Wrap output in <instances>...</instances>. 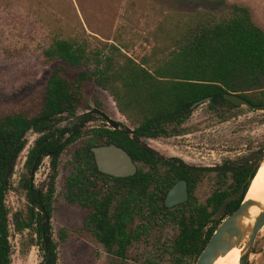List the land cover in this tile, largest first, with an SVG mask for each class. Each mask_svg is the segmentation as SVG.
Returning a JSON list of instances; mask_svg holds the SVG:
<instances>
[{
  "label": "trees",
  "instance_id": "obj_1",
  "mask_svg": "<svg viewBox=\"0 0 264 264\" xmlns=\"http://www.w3.org/2000/svg\"><path fill=\"white\" fill-rule=\"evenodd\" d=\"M174 19L171 24L162 23L153 33V50L140 60L120 43L94 35L95 40L80 33L51 37L42 52L43 63L57 65L49 75L44 103L35 111L0 117V264H12L13 253L11 211L6 198L14 186L12 173L7 177L8 162L22 152L30 129L40 135L27 155L29 176L21 179L27 206L25 211L13 212L12 220L17 232L29 229L35 235V244L43 253L39 264H59V242L51 219L60 156L86 136L89 138L73 152L74 169L66 179V197L91 208L88 222L109 252L125 257L134 239H149L154 231L161 236L165 223L172 221L181 226L180 233L172 244L169 240L158 243L160 249L151 253L147 264H162L156 259L158 250L162 255L172 254L175 264H192L221 223L210 220V216L226 197L244 187V192L229 203L226 215L240 205L251 184L250 177L254 176L253 167H241L231 174L217 173L216 188L207 203L190 202V216L180 219L166 214L158 219V200L189 171L174 162L180 160L178 157L163 159L134 138L183 134V124L205 100L215 111L238 107L224 97L226 93H238L253 105H264V28L248 5L234 3L221 13L191 11ZM69 66L91 71L80 70L70 77ZM90 82L113 96L119 111L135 126L133 136L109 127L88 128L86 123L94 114L74 126L73 119L68 125L57 124L64 117H76L79 110L89 106L86 83ZM96 105L100 107L99 100ZM110 143L125 148L139 163L136 174L115 177L98 169L91 148ZM45 157L50 158L52 170L46 189L38 187L33 179ZM136 219L140 222L135 223ZM210 222L213 226L204 236ZM133 224L136 225L132 227ZM59 236L66 239L63 229Z\"/></svg>",
  "mask_w": 264,
  "mask_h": 264
},
{
  "label": "rangeland",
  "instance_id": "obj_2",
  "mask_svg": "<svg viewBox=\"0 0 264 264\" xmlns=\"http://www.w3.org/2000/svg\"><path fill=\"white\" fill-rule=\"evenodd\" d=\"M234 3L248 5L257 23L264 28V0H0V117L35 111L44 103L49 75L57 62L43 63L42 52L55 34L80 33L91 40L96 36L117 42L140 60L153 50V33L162 23L171 24L176 20L174 17L191 11L221 13L231 9ZM84 69L91 71L82 66H69L67 75L73 77ZM86 96L89 106L79 110L78 114L98 108L96 100H99V109L134 130L135 126L119 111L107 90L93 82L86 83ZM207 101L194 108L182 126L185 129L183 135L142 140L165 156L181 157L195 164H223L264 149V111L248 106L215 111ZM221 114L226 118L223 119ZM74 118L64 117L57 124L68 125ZM86 126L109 127V124L94 114ZM39 135L34 129L27 132L26 145L14 160L11 176L14 188L6 198L11 211L12 264H39L43 260L33 232L29 229L17 232L12 220L13 212L26 210V190L21 179L29 176L25 165L27 155ZM87 138L89 136L71 144L60 156L51 219L55 239L59 242V264H147L151 253L160 249L158 243H166L164 235H176V225L163 229L161 236L160 232L154 231L149 239L141 236L133 240L126 256L121 257L115 251L109 252L95 234L93 225L88 222L91 208L72 203L66 197V179L74 169L73 152ZM51 171L50 158L45 157L33 175L34 183L46 189ZM205 177L195 191L201 203L216 188V174L209 173ZM61 229L65 232V240L59 236ZM263 244L264 229L259 232L254 249ZM254 249L238 264H263L259 251ZM159 253H155L156 259L162 264H175L172 254Z\"/></svg>",
  "mask_w": 264,
  "mask_h": 264
},
{
  "label": "water",
  "instance_id": "obj_3",
  "mask_svg": "<svg viewBox=\"0 0 264 264\" xmlns=\"http://www.w3.org/2000/svg\"><path fill=\"white\" fill-rule=\"evenodd\" d=\"M224 97L237 106H248L254 110L264 111V105H253L249 100L238 93H226ZM196 105L197 104H195L194 107ZM89 114L100 115L107 120V123L113 129L120 130L130 136L134 135V130L132 128L125 126L119 121L111 118L104 111L97 107H93L92 109H88L79 113L73 119L72 125H76L83 117ZM134 140L146 147H152L142 139L134 138ZM91 150L94 154L98 169L103 173L115 177H129L136 174L138 171V164L133 159L131 154L125 148L117 145L116 143L95 145L91 148ZM263 160L264 149L260 152L243 156L238 159L236 163L248 162L245 166H252L254 168V176L250 177L251 183ZM234 163L235 162H229L227 166L189 165V168L198 171L230 172L241 167L234 166ZM13 166L14 156H12L8 162L7 177H9L12 173ZM243 191L244 188H240L238 191L226 197L222 205L211 216V218L215 220L222 219L221 223L213 232L210 240L201 254L198 257H194L192 264H214L219 257L225 256L234 247L241 248V259L245 254L251 252L258 233L264 229V201L254 198H247L246 192L244 199L237 209L225 216L229 203L233 200H236L243 193ZM188 195L187 182L185 180H180L169 189L165 203L167 206H172L178 202L186 200ZM253 207L259 208V212L257 214L252 213Z\"/></svg>",
  "mask_w": 264,
  "mask_h": 264
},
{
  "label": "flooded vegetation",
  "instance_id": "obj_4",
  "mask_svg": "<svg viewBox=\"0 0 264 264\" xmlns=\"http://www.w3.org/2000/svg\"><path fill=\"white\" fill-rule=\"evenodd\" d=\"M103 111V110H102ZM102 117V116H101ZM104 118V117H103ZM105 119V118H104ZM106 120V119H105ZM107 121V120H106ZM106 127H108V126H106ZM109 128H112L110 125H109ZM113 129V128H112ZM181 135H183V134H180V135H176V136H181ZM142 145V144H141ZM144 146V145H143ZM148 148H150V147H148ZM152 149H154L155 150V152L157 153V155L158 156H160V157H162L163 159H166V160H173V158L174 157H177V156H165V155H163L162 153H160L158 150H156L155 148H153V147H151ZM263 150V148H260L259 150H256V151H254V153H257V152H260V151H262ZM251 154H253V153H251ZM246 156V155H245ZM243 157V156H242ZM95 158V157H94ZM180 160H178V161H174L178 166H181V168L182 169H187L189 172H186V177H183V178H180V179H178L175 183H177L178 181H180V180H185L186 182H187V188H188V193H189V195H188V198L186 199V200H184V201H182V202H178V203H176V204H174V205H172V206H167L166 205V203H165V199H166V196H167V193H168V191H169V189L175 184H173L169 189H168V191H167V193L164 195V197H163V199H161V200H158V206H159V212H158V219H160L161 220V217H163V218H165V217H167L166 216V214L167 215H176V216H178V218H180V219H182L183 217H184V215H186V216H190V211H192V207H193V205H191V203H192V201H197V204H206L207 203V201H208V199H209V197L212 195V193L209 195V196H207L206 198H205V201L203 202V203H201L197 198L196 199H194L195 197H196V194H195V191H196V189H197V187H198V185L201 183V182H204L205 181V179H206V174H209V173H215V174H217V173H228V174H231L232 172H234V171H236V170H238V169H236V170H234V171H230V172H209V171H198V170H194V169H191V168H189V165H195V166H199V165H217V164H195V163H190V162H187L185 159H182L181 157H178ZM241 158V157H240ZM240 158H238V159H240ZM238 159H235V160H232V161H226V162H223V164H218V165H224V166H227L228 164H229V162H235L234 163V166H241V167H252V166H245L248 162H240V163H236V161L238 160ZM137 162V161H136ZM137 164H138V168H139V163L137 162ZM240 167V168H241ZM254 169V168H253ZM228 180H229V178H228ZM215 183V182H214ZM241 188H244V187H241ZM240 189V188H239ZM238 189V190H239ZM215 190V189H214ZM213 190V191H214ZM237 190V191H238ZM236 192V191H235ZM244 192V191H243ZM234 193V192H233ZM232 194V193H231ZM163 195V194H162ZM191 202V203H190ZM209 210L211 211L212 210V208H211V206L209 207ZM216 212V211H215ZM214 212V213H215ZM213 213V214H214ZM212 214V215H213ZM160 215V216H159ZM211 215V216H212ZM228 215V214H227ZM211 216H210V220H215V219H212L211 218ZM225 216H226V213H225ZM136 220H138V219H136ZM135 220V221H136ZM222 219H220V221H221ZM140 221L138 220V222H136V223H139ZM176 225V223H174V222H172V221H169V222H166L165 223V228L164 229H167L168 230V227H173V226H175ZM177 226V233L176 234H179L180 233V231H181V226L179 225H176ZM213 226V222H210L209 223V225H207V226H205V228H204V232H205V235L204 236H206V233L209 231V229L211 228ZM216 230V229H215ZM262 231V230H261ZM260 231V232H261ZM164 234H166V233H164ZM258 235H259V233H258ZM212 236V235H211ZM258 237V236H257ZM211 238V237H210ZM164 239L166 240V241H170V243L172 244L173 243V240H174V236H172V235H164ZM135 240V239H134ZM210 240V239H209ZM256 240H257V238H256ZM256 246V241H255V243H254V246H253V248H252V250L254 249V247ZM251 250V251H252ZM254 250H257V251H259V255H260V257H261V261H262V263L264 264V244L261 246V247H258V248H255ZM251 253V252H250ZM194 259V258H193Z\"/></svg>",
  "mask_w": 264,
  "mask_h": 264
},
{
  "label": "bare ground",
  "instance_id": "obj_5",
  "mask_svg": "<svg viewBox=\"0 0 264 264\" xmlns=\"http://www.w3.org/2000/svg\"><path fill=\"white\" fill-rule=\"evenodd\" d=\"M247 198H254L264 201V160L261 162V165L258 168L257 173L248 188ZM258 212V207L252 208L253 214H257ZM241 256V248L234 247L225 256L219 257L214 264H238Z\"/></svg>",
  "mask_w": 264,
  "mask_h": 264
}]
</instances>
